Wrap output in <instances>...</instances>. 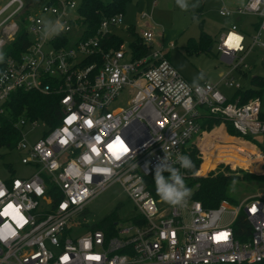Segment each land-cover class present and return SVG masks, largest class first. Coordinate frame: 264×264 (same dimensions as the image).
Returning <instances> with one entry per match:
<instances>
[{
    "label": "built area",
    "instance_id": "obj_1",
    "mask_svg": "<svg viewBox=\"0 0 264 264\" xmlns=\"http://www.w3.org/2000/svg\"><path fill=\"white\" fill-rule=\"evenodd\" d=\"M76 6L75 0H48L40 15H20L27 10L22 0L0 6V53L15 41L24 46L0 62V128L15 93L54 97L59 105L54 126L31 118L13 124L20 132L14 149L32 173L0 179V264H264V191L205 209L189 197L186 206H170L151 190L157 173L168 185L176 186L173 172L184 183L183 157L207 133L205 118L221 119L225 134L230 124L239 136L228 137L257 152L253 167L223 163V169L264 177L260 99L241 104L221 91H240L231 74L247 68L248 54L264 52V0L218 12L257 20L250 36L236 25L219 36L216 50L231 65L219 83L187 81L165 53L153 51L151 30L123 26L124 14L91 31L73 16ZM43 17L53 18L52 29ZM131 28L146 54L132 50ZM113 183L134 210L114 231L88 230L87 204ZM52 188L58 201L49 195ZM240 217L248 236L236 225Z\"/></svg>",
    "mask_w": 264,
    "mask_h": 264
},
{
    "label": "rangeland",
    "instance_id": "obj_2",
    "mask_svg": "<svg viewBox=\"0 0 264 264\" xmlns=\"http://www.w3.org/2000/svg\"><path fill=\"white\" fill-rule=\"evenodd\" d=\"M8 1L0 0V6ZM22 1L32 15H40L42 6L48 0ZM75 1L79 4L81 0ZM153 2H156L154 8L151 7ZM184 3L187 4V11H182L179 5L176 4V0H133L126 7L123 26L135 27V31L140 34L147 29L151 30L154 33L153 51L165 53L170 63L187 81L191 83L198 81L219 83L221 81L220 75L228 73L231 65H228L221 58L220 53L216 50V46L219 42V36L223 32V25L228 24L227 26L230 28L232 22L225 21V19L218 15V12L223 8L235 10L237 7H232L228 0H222V2L219 0H184ZM200 3L203 5V8L201 12H197L194 9ZM144 13L147 14V18L142 19L141 16ZM73 16L77 17L75 12ZM43 19H46V29H52L54 26L53 18L43 17ZM253 20H255L253 17H249L248 19V21ZM244 25H242V28L245 29ZM202 33L210 39L207 47L205 44L198 45ZM118 34L120 35V33ZM124 39L128 41L127 37ZM132 39L134 40V38ZM244 64L247 68L243 69L241 67L239 72H233L230 78L240 85V92L249 89L258 92L260 95L261 111L264 115V52L256 49L246 56ZM221 91L230 96L237 94L236 90L227 89L223 86H221ZM41 131L42 128H37L31 134V138L33 140L37 139ZM213 131L218 130L213 128ZM213 131L204 133L201 141L197 143V148L195 147L198 151L196 158L201 163L202 160L199 158L201 154L200 145L210 159L231 160L228 164L231 163L240 167L252 166V163L257 161V157H255L257 152L254 148L248 147L245 144H237L232 138L221 136L214 145L212 144L213 142L203 143L204 137ZM218 133L220 132L218 131ZM210 139H217L216 135H212ZM259 149L262 152L264 151V148L261 146H259ZM22 157L23 154L14 148L10 150L6 146H0L1 180L22 179L32 173V170L28 166L21 163ZM217 164L221 165L209 171L205 176L199 177H206L209 173L219 172L223 174V172H227V167L223 169L222 162H218ZM225 164L227 163L225 162ZM200 165L197 173L199 172ZM252 167L250 168L251 170L253 169ZM164 181L166 184L169 183L168 178ZM263 191L264 184L259 181H236L231 184L228 194L231 198L239 200ZM133 210L134 205L128 199L122 187L118 183H113L102 194L87 204L82 217L84 216L83 219L92 224L99 222L108 214L116 211L118 215L117 221L122 222Z\"/></svg>",
    "mask_w": 264,
    "mask_h": 264
},
{
    "label": "trees",
    "instance_id": "obj_3",
    "mask_svg": "<svg viewBox=\"0 0 264 264\" xmlns=\"http://www.w3.org/2000/svg\"><path fill=\"white\" fill-rule=\"evenodd\" d=\"M133 0H81L79 4L76 6L75 14L79 16V22L82 25H85L89 28V30L94 31L98 24L104 19L109 18L114 15L124 14L126 7L132 2ZM203 5L200 3L196 10L197 12H201ZM29 10L27 9L20 15H29ZM131 35L135 37V41L131 45L133 51H137L138 55L146 54L148 49L142 44H140L138 35L134 32V29L131 28ZM25 38L22 33L20 34V38ZM198 45H204L207 47L210 39L202 33L201 37L199 38ZM193 43V42H192ZM191 43V44H192ZM190 44V46H191ZM23 51L24 46H21L20 41H15L12 45L8 46L3 54L4 57L12 54L13 51ZM3 57V58H4ZM240 100V103H246L250 99L259 98L258 92L249 89L244 92L238 91L236 94ZM7 110L9 111V118L5 119L0 128V146H6L10 150L14 148L16 142L20 139V132L17 131L13 124L14 122L18 121L21 118H31V119H38L43 120L48 123L49 126L56 125V117L59 112V105L58 100L54 97H47L40 95L38 93H22L18 92L12 95L10 98ZM261 117L264 119V115L261 114ZM223 121L219 118H205L202 120V131L203 132H210L213 128L217 129L218 131H213L211 134L204 137V142L212 143L213 145L217 143L218 138L221 136H239L238 133L230 126V124H226V131L227 134L224 133L223 127H219ZM223 134V135H222ZM216 135L215 140H211V136ZM234 140V139H233ZM237 144H245L243 142H238L234 140ZM202 143V144H203ZM248 145V144H245ZM201 154L199 158H196L198 154L197 149H193L189 158L191 159L192 163L195 165L194 169L190 170L187 169V178L184 181L185 189L191 190V196L189 197L192 200L199 201L205 209H215L217 208L223 201H228L230 204H236L238 202L237 199H233L229 196V188L232 183L236 181H244V182H251V181H259L264 183V177L257 176L248 172H244L242 170H237L235 172L228 170L223 174L219 172L209 173L206 177H199L205 176L209 171L214 170L217 166L221 164L219 163H228L231 160H222V159H210L204 153L201 148ZM248 147H251L248 145ZM201 163V165H200ZM200 165L199 172L198 168ZM208 169V171H206ZM197 174V175H196ZM152 195L156 198L158 195L156 194V190L151 187ZM49 195L55 200L58 201L59 197L56 191L52 188L49 189ZM118 215L116 211L105 216L102 220L97 223H92L87 225L88 230L95 231V230H104L112 231L114 228V223L118 220ZM236 225L240 228H245V236L248 234V223L244 220L243 217H240L236 223ZM114 231V230H113ZM111 233V232H110Z\"/></svg>",
    "mask_w": 264,
    "mask_h": 264
},
{
    "label": "clouds",
    "instance_id": "obj_4",
    "mask_svg": "<svg viewBox=\"0 0 264 264\" xmlns=\"http://www.w3.org/2000/svg\"><path fill=\"white\" fill-rule=\"evenodd\" d=\"M176 4L179 5L182 11H187V4L184 3V0H176ZM239 39H243V37H240ZM3 57L4 54L0 53V62H3ZM183 167L192 170L194 169L195 165L192 163L191 159L188 156H184ZM172 180L180 190H178V187L176 186L166 184L159 173H157L155 177L156 194L160 197V200L162 202L176 207L178 205H181L182 201H185V197L191 196V190L185 189L183 181L175 172H173L172 174ZM187 202L188 201H185L183 206H186Z\"/></svg>",
    "mask_w": 264,
    "mask_h": 264
},
{
    "label": "crops",
    "instance_id": "obj_5",
    "mask_svg": "<svg viewBox=\"0 0 264 264\" xmlns=\"http://www.w3.org/2000/svg\"><path fill=\"white\" fill-rule=\"evenodd\" d=\"M219 1L222 2V0H219ZM228 1L231 3L232 7H235V6L238 7V6H242L247 0H228ZM253 18L255 19L253 21H248L249 17H242V18L230 17V18H223V19H225V21H231L232 24L230 26L236 25L237 28H238V30L241 33H243V34H245L247 36H250L253 33V31L256 29V21L257 20H256L255 17H253ZM227 25L228 24H224L223 25V28H222L223 29V32L228 28ZM242 25H244L245 29L242 28L243 27ZM198 82H196V83H198Z\"/></svg>",
    "mask_w": 264,
    "mask_h": 264
}]
</instances>
